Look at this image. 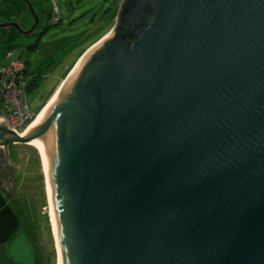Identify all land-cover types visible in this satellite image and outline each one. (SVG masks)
<instances>
[{
	"label": "water",
	"instance_id": "water-1",
	"mask_svg": "<svg viewBox=\"0 0 264 264\" xmlns=\"http://www.w3.org/2000/svg\"><path fill=\"white\" fill-rule=\"evenodd\" d=\"M33 139L63 264H264V0H123L37 128L0 111V168Z\"/></svg>",
	"mask_w": 264,
	"mask_h": 264
},
{
	"label": "rangeland",
	"instance_id": "rangeland-1",
	"mask_svg": "<svg viewBox=\"0 0 264 264\" xmlns=\"http://www.w3.org/2000/svg\"><path fill=\"white\" fill-rule=\"evenodd\" d=\"M48 2L54 9L55 4L64 15L63 21L54 24V22L59 21V19H55V14H53L52 19L49 18L45 21L44 24L48 25V29L41 36L37 50L36 46L31 48L32 51L20 47V44L33 42L34 38L27 39L21 36L11 43L0 42V67L7 66L20 58L27 62L28 75L26 80L28 87H32L40 81L38 87L33 90L27 89L26 92L29 108L35 114L45 102L47 104L49 101V105L54 100L86 54L115 29L117 26L115 20L121 10L123 0H49ZM26 10L27 14H25L33 21L32 12L28 6H26ZM109 30L110 32H107ZM102 34L104 37L90 46L79 62L72 66L80 53ZM13 46L15 49L14 56L8 57V52ZM59 46L60 48L55 55L54 52H50ZM70 67L71 70H69ZM2 103V91L0 89V104ZM47 106L36 115L34 121L40 114L45 116L44 110L48 108ZM16 148L18 155L13 160L15 165L20 167L17 176L11 180L21 184L22 195L26 197L27 207L31 204L34 205V220L31 222L42 248L45 262L47 264H62L58 254V242L56 243L51 222L46 174L41 153L32 144H17ZM30 210L29 212H31Z\"/></svg>",
	"mask_w": 264,
	"mask_h": 264
},
{
	"label": "crops",
	"instance_id": "crops-1",
	"mask_svg": "<svg viewBox=\"0 0 264 264\" xmlns=\"http://www.w3.org/2000/svg\"><path fill=\"white\" fill-rule=\"evenodd\" d=\"M48 1L30 0L34 8L40 14L42 13V6L45 5L47 7V13H49V18L52 19V16L54 14L53 13L54 8L50 5V2ZM26 6L27 4L24 0H0V17L6 19V21L9 22L10 21H14L17 23L20 22V24L25 29H28L33 24V21L28 15H26L27 14ZM120 12L118 13V15L120 14ZM21 14H25V17L22 20L20 19ZM81 14L82 11L79 15L81 16ZM59 15H60L59 21L54 22V24L55 23L58 24L59 22L63 21L64 15L60 11H59ZM115 21L118 23V17L116 18ZM107 32H110V30ZM104 34L98 37L85 50H83L72 66H74L75 63L77 64V62H79V60L84 56V53L90 48V46L101 40L102 37H104ZM18 36L19 33L16 28H12L10 32L0 29V41L3 43L4 42L11 43L12 41H16V38ZM37 42L38 45L36 46V50L38 49V46L41 42V37ZM14 46L10 48L8 52V57L14 56V52H15ZM59 48L60 46L55 47L53 51L50 52L51 53L54 52L55 55V53L58 51ZM30 50L32 51V49ZM11 51H13V53L10 55L9 53ZM71 67L69 70H71ZM29 69L32 70V68ZM39 82L34 84L32 87H29V90H33L36 87H38ZM59 85L60 83L58 84V86ZM2 102H3V97H2ZM48 103L49 101L47 102V104L45 102L36 114H38L45 106H47ZM0 111L2 112V114L4 113L3 103L0 104ZM16 145L17 144L15 143L11 144L8 150L9 155L6 166H7V170L12 171L11 179L17 176V171L20 167V166H16L13 160L16 159L18 155L16 151L17 149ZM12 182L14 183L16 188L14 194L6 191L0 182V264H47L44 260V254L42 248L40 247L39 242L36 238V233L31 222L34 220V214H35L33 208L34 205L31 204L29 206L30 208L27 207L25 203L26 197L22 195L21 184L13 180ZM29 210L31 212H29Z\"/></svg>",
	"mask_w": 264,
	"mask_h": 264
},
{
	"label": "built area",
	"instance_id": "built-area-1",
	"mask_svg": "<svg viewBox=\"0 0 264 264\" xmlns=\"http://www.w3.org/2000/svg\"><path fill=\"white\" fill-rule=\"evenodd\" d=\"M55 19H59V10L54 4ZM54 16V17H55ZM13 51L9 54L11 55ZM24 60L17 59L11 64L0 67V89L2 91L5 127L23 134L36 118L31 112L27 101L28 83L26 80L27 66Z\"/></svg>",
	"mask_w": 264,
	"mask_h": 264
},
{
	"label": "bare ground",
	"instance_id": "bare-ground-1",
	"mask_svg": "<svg viewBox=\"0 0 264 264\" xmlns=\"http://www.w3.org/2000/svg\"><path fill=\"white\" fill-rule=\"evenodd\" d=\"M82 61V60H81ZM80 61V62H81ZM28 75V74H27ZM58 96V95H57ZM57 96L54 98V100L47 106L48 108H46V110H44L46 112L45 116L47 115V113L50 111L51 106H53ZM44 116V117H45ZM42 114L38 115V118L36 121H34L30 127L28 128V130L26 131V133L31 132L32 130H34L35 128H37V126L39 125V123L41 122V120L44 118ZM32 145L36 146L38 148V150L41 153L42 156V160L44 164V168H45V174H46V187H47V193H48V198H49V204H50V216H51V222H52V227H53V232L55 235V240L56 243L58 242V254H59V259L60 262H62L63 264V260H62V254H61V249H60V244H59V239H58V233H57V228H56V223H55V218H54V213H53V207H52V201H51V185H50V179H49V164H48V155H47V150L45 148V146L38 140L33 139L31 141Z\"/></svg>",
	"mask_w": 264,
	"mask_h": 264
},
{
	"label": "flooded vegetation",
	"instance_id": "flooded-vegetation-1",
	"mask_svg": "<svg viewBox=\"0 0 264 264\" xmlns=\"http://www.w3.org/2000/svg\"><path fill=\"white\" fill-rule=\"evenodd\" d=\"M143 20H144V18H139V20H138L139 22L138 23H140ZM133 21H134V18H132L131 21L129 20V22H131L129 27L132 29V31H135V28L137 27V23L133 22ZM11 174H12L11 170H6V168H4V167L0 168V176L2 178L4 186L6 187L8 192L14 194L16 188L14 187L13 184H11V180H10L11 179Z\"/></svg>",
	"mask_w": 264,
	"mask_h": 264
},
{
	"label": "trees",
	"instance_id": "trees-1",
	"mask_svg": "<svg viewBox=\"0 0 264 264\" xmlns=\"http://www.w3.org/2000/svg\"><path fill=\"white\" fill-rule=\"evenodd\" d=\"M148 7H149V9H150V10H149L150 14H151V13H154V12H155V10L157 9V8H156V6H155V5H153V3H151V4H150ZM148 7L146 8V11L148 10ZM37 43H38V42H37ZM37 43H36V44H34L32 47H35V46H37V45H38ZM32 47H31V48H32Z\"/></svg>",
	"mask_w": 264,
	"mask_h": 264
}]
</instances>
